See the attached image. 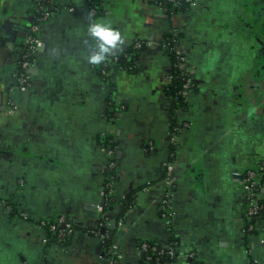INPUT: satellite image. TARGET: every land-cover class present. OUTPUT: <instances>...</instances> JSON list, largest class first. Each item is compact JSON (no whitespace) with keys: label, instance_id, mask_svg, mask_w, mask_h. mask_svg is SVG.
Listing matches in <instances>:
<instances>
[{"label":"crops","instance_id":"obj_1","mask_svg":"<svg viewBox=\"0 0 264 264\" xmlns=\"http://www.w3.org/2000/svg\"><path fill=\"white\" fill-rule=\"evenodd\" d=\"M38 1L0 0V89L16 105L0 111V200L15 207L0 206V264H107L98 235L104 219L121 264H140L142 243L165 248L160 183L178 121L189 128L173 168L174 264H264V232L244 233L238 177L264 162V0H197L192 11L172 16L146 0H98L97 23L123 38L117 52L143 43L132 70L110 64V96L87 61L94 45L86 0H53L31 89L16 87ZM170 31L194 82L179 114L166 94L172 53L162 40ZM106 139L118 148L116 202L108 206ZM57 216L74 229L64 248L37 225Z\"/></svg>","mask_w":264,"mask_h":264},{"label":"built area","instance_id":"obj_2","mask_svg":"<svg viewBox=\"0 0 264 264\" xmlns=\"http://www.w3.org/2000/svg\"><path fill=\"white\" fill-rule=\"evenodd\" d=\"M154 3L156 9L162 12L165 15H168L167 9L163 6L161 2H156L155 0H146ZM182 4L186 5V8L192 11L197 7V0H179ZM171 4H177L174 0H168ZM56 10V6L53 0H39L35 7V16L33 23L27 30L21 52L19 54L18 62V73L16 80V87L24 91H29L32 86V76L31 69L34 66L37 54L39 51V38L41 27L50 20L53 11ZM86 16L89 20V23H97V17L100 14V8L98 0H86V5L84 9ZM169 15H174L170 13ZM90 36V35H89ZM92 39V38H91ZM98 43V42H96ZM163 46L171 50L172 53V73L167 78V88L173 83L174 78L180 77V89L178 95L183 99V101L188 104V97L190 91L194 87V82L190 78L189 74L186 71V60L185 57L181 54L179 48V39L175 31L172 32V35L168 39L162 40ZM94 51L96 49V44H94ZM143 46L142 41L136 40L133 42L128 50L130 53H124L123 58L125 61H129L130 58L139 51ZM119 53L116 50H113L111 54L106 58L105 62L102 63L103 71L101 72L102 76H107L108 74L105 71L112 62L117 64L119 61ZM119 70L129 71L133 69V65L129 67H118ZM100 82L105 85L104 78L100 77ZM105 90L107 91L106 85ZM12 93V90L8 92V95ZM173 102V112L179 114L182 111L177 106L176 99L172 98ZM7 109L9 112H13L16 109V105L13 101L3 95L2 90L0 89V111ZM189 128L187 122L178 121L176 125L173 126L171 133L169 134V144L171 152L169 154V161L164 166V176L160 183V203H159V216L165 221L167 227V232L172 241L169 240L165 248L159 249L157 246L149 243H142L140 245V250L144 254V259L140 264H174L176 258V251L178 247V242L173 234L171 229V220L174 216L172 203H173V168L175 164V154L180 144V138L185 129ZM107 157L109 174L106 177V181L103 187V200L105 205L116 202L114 194V182L116 176V170L118 167V148L116 142L112 139L108 140V143L105 144L102 149ZM4 158V154L0 152V161ZM240 177V185L243 192V201L245 205V230L244 233L246 236L254 237L260 232H263L264 229V203L261 201V194L264 192V178L261 176L260 170H246L242 175L238 174ZM0 206L7 210L9 213H15V210L7 203L5 200H0ZM104 225L101 226V229H105L109 223L104 219ZM37 225L45 230L50 236L51 243L54 246L59 248H64V246L69 241L72 236L74 229L71 226L70 222L64 216H57L49 220H39ZM100 240L106 246V252L108 257L107 264H121L120 256L116 251L115 245L112 243L109 231H104L103 233H98ZM110 238V243L107 244V239ZM169 238V239H170ZM47 242V240H46ZM191 262L194 261V255L189 254L187 256ZM251 264H259L257 258H253Z\"/></svg>","mask_w":264,"mask_h":264},{"label":"trees","instance_id":"obj_3","mask_svg":"<svg viewBox=\"0 0 264 264\" xmlns=\"http://www.w3.org/2000/svg\"><path fill=\"white\" fill-rule=\"evenodd\" d=\"M156 2H161L163 4V6L167 9V13H168V16H171L169 15L170 13H174V14H178V13H188L189 10L186 8V5L182 4L181 1L179 0H174L176 1V5L175 4H171L168 2V0H155ZM172 35V32H168L164 39H168L170 38ZM142 48L135 52V54L130 58V60L128 61H125L124 58H123V54L124 53H130V51L127 49L126 51L124 52H120L119 53V61L118 63L116 64L117 68L118 67H129L131 65H134V62L138 59L139 57V54L141 52ZM95 69L97 70L98 72V75H99V78L102 77L104 78V83L106 85V88H107V94L110 96L112 94V83L110 81V78H109V75L107 76H102L101 72L103 71V68H102V64L100 65H95ZM109 69H110V65L105 68V71L106 73L108 74L109 73ZM119 69V68H118ZM180 80L181 78L180 77H177V78H174L173 80V83L169 86V88L166 90V94L168 96H170L171 98L173 99H176V102H177V106L179 107V109L183 112L186 108V103L183 101V99L178 95V92H179V89H180ZM108 96V97H109ZM108 103H110L113 107V104H112V100H110V97L108 98ZM108 143V139H106V144ZM262 201V199H261ZM263 202V201H262ZM7 203H9V205L12 207L13 210H15V207L13 206V204L9 201H7ZM115 203V202H114ZM114 203H110L111 205L114 204ZM131 204V201H125V203L123 204V208L124 209H127ZM169 240H173V239H169ZM110 243V238L107 239V244ZM159 249H161L160 247H158ZM176 260V258H175ZM175 262V261H174Z\"/></svg>","mask_w":264,"mask_h":264},{"label":"clouds","instance_id":"obj_4","mask_svg":"<svg viewBox=\"0 0 264 264\" xmlns=\"http://www.w3.org/2000/svg\"><path fill=\"white\" fill-rule=\"evenodd\" d=\"M88 32L97 49L87 57L90 65L102 64L113 50L124 43L119 31L103 23H90Z\"/></svg>","mask_w":264,"mask_h":264},{"label":"flooded vegetation","instance_id":"obj_5","mask_svg":"<svg viewBox=\"0 0 264 264\" xmlns=\"http://www.w3.org/2000/svg\"><path fill=\"white\" fill-rule=\"evenodd\" d=\"M262 114L264 115V108L262 109ZM252 170H260L261 171V176L264 178V162H262V163H259L256 167H253V168H251ZM248 170H250V169H248ZM246 171V170H245ZM244 171V172H245ZM243 172V173H244ZM242 190V189H241ZM260 198L262 199V201L264 202V199H263V196L261 195L260 196ZM242 200H243V192H242ZM243 203H244V201H243ZM244 209H245V205H244ZM263 217H264V211H263ZM264 232V231H263ZM262 232H260V233H258L257 235H255L254 237H256V236H258V235H260Z\"/></svg>","mask_w":264,"mask_h":264},{"label":"water","instance_id":"obj_6","mask_svg":"<svg viewBox=\"0 0 264 264\" xmlns=\"http://www.w3.org/2000/svg\"><path fill=\"white\" fill-rule=\"evenodd\" d=\"M264 197V192L261 194ZM109 229L111 230L112 228L109 226ZM105 231V229H102L101 232L103 233ZM264 231V229H263ZM110 232V231H109ZM112 236V233H110V237Z\"/></svg>","mask_w":264,"mask_h":264}]
</instances>
